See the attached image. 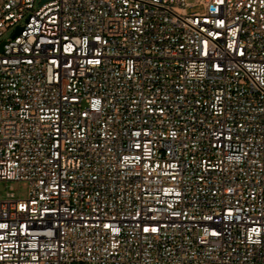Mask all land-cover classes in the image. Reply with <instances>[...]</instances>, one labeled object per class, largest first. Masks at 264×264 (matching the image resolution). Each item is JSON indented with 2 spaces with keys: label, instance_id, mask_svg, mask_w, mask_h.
Segmentation results:
<instances>
[{
  "label": "built area",
  "instance_id": "obj_1",
  "mask_svg": "<svg viewBox=\"0 0 264 264\" xmlns=\"http://www.w3.org/2000/svg\"><path fill=\"white\" fill-rule=\"evenodd\" d=\"M43 1L0 8V264H264V0Z\"/></svg>",
  "mask_w": 264,
  "mask_h": 264
},
{
  "label": "rangeland",
  "instance_id": "obj_2",
  "mask_svg": "<svg viewBox=\"0 0 264 264\" xmlns=\"http://www.w3.org/2000/svg\"><path fill=\"white\" fill-rule=\"evenodd\" d=\"M5 0H0V8L2 7ZM189 3L196 4L195 0H189ZM204 12L203 7L195 6L188 9V13L190 15L194 14H201ZM14 33V30H10L6 35L3 37L1 42L9 40ZM14 193L20 199H26L29 194V187L25 183L21 182H6L0 181V199L7 198L8 194Z\"/></svg>",
  "mask_w": 264,
  "mask_h": 264
},
{
  "label": "water",
  "instance_id": "obj_3",
  "mask_svg": "<svg viewBox=\"0 0 264 264\" xmlns=\"http://www.w3.org/2000/svg\"><path fill=\"white\" fill-rule=\"evenodd\" d=\"M43 2H45V0H44ZM22 33H23V28L19 27V28L17 29V31H16V35L14 36V38H15L16 36L22 34ZM3 47H4V45L0 46V52H3Z\"/></svg>",
  "mask_w": 264,
  "mask_h": 264
}]
</instances>
